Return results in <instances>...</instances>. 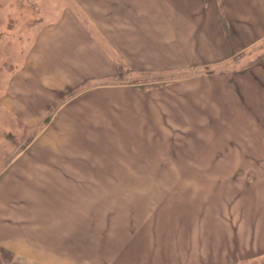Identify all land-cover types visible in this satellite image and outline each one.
Instances as JSON below:
<instances>
[{"label":"rangeland","instance_id":"rangeland-1","mask_svg":"<svg viewBox=\"0 0 264 264\" xmlns=\"http://www.w3.org/2000/svg\"><path fill=\"white\" fill-rule=\"evenodd\" d=\"M41 10L47 11L41 0H0V167L5 154L9 163L21 153V176L0 194L2 215L41 247L43 260L55 254L58 264L128 263L131 251L145 255L146 242L159 252L187 220H202V239L197 232L194 238L209 253V232L212 241H224L208 220L211 210L227 211L241 227L250 211L245 199L264 198V81L258 68L246 70L252 76L230 74L246 69L239 60L246 53L264 56V40L245 53L232 44L233 54L222 61L225 53L213 55L214 34L206 30L198 33L196 49L189 23L173 24L168 33L134 34L133 17L104 11L109 17L97 18L111 25L106 35L112 48L129 55L131 45L134 52L143 46L157 57L165 43L164 50L185 62L160 72L155 65L133 70L121 61L113 78L89 80L45 113L21 111L20 118L2 108V92L44 24ZM245 28L242 36H249ZM27 78L22 73L21 109H38L50 88L33 89ZM235 78H257L262 96L243 86L248 97L238 96ZM100 84L117 86L95 88ZM38 91L45 94L38 98ZM4 201L20 206L4 208ZM7 256L8 264L39 263Z\"/></svg>","mask_w":264,"mask_h":264},{"label":"crops","instance_id":"crops-1","mask_svg":"<svg viewBox=\"0 0 264 264\" xmlns=\"http://www.w3.org/2000/svg\"><path fill=\"white\" fill-rule=\"evenodd\" d=\"M48 1L49 3H45L46 0H41V4L47 11H36L41 19L45 18L44 24L36 33L33 44L23 58V63L19 62L15 72L9 76L2 92V108L20 118L21 111L35 114L45 113L68 90L87 84L89 80L113 78L119 74L117 68L120 69L123 65L134 66V69H132L137 71L141 66L155 65L154 68L163 72L169 70L167 68L169 65L180 66L185 62L184 60L180 61L178 57L172 56L169 51L164 50L167 46L165 43L162 46L163 50L160 52L161 56L157 57L150 53L152 50H146L143 46H140V52H134V47L131 45L132 49L130 48L129 55H126L123 50L117 51L119 48L117 45L112 48L110 42H108L109 36L106 35L112 32L111 25L97 18L102 15L109 17L108 13L104 14V11H110V15L113 17H133L134 34L141 32L151 34L168 33L173 24L176 26V24L189 23V30L193 34L192 41L195 42L196 49H200L198 33L206 30L214 34L210 38V42L215 43L216 47V52L213 55L218 56L222 52L225 53L221 59L222 61L231 57V53L227 48V36L230 37L235 47L237 45L242 48V52L255 45L256 42L264 40V0ZM104 1L112 3L106 5ZM95 10L99 15L95 14ZM202 16L204 17L203 20ZM91 18L94 20L95 25L90 21ZM129 20L132 22V19ZM244 26L246 27L244 31L249 36H242V27ZM135 39L136 36L133 40ZM142 40L144 39L140 41ZM162 41L167 42V39H162ZM219 50H222V52H219ZM245 55L239 60H243L242 66L245 65L246 67L255 58H251L248 53ZM121 61L124 63L123 65ZM46 64H49L48 68L41 69ZM259 64L262 67L258 68L259 71L256 74L260 77V81H264V61ZM57 65L62 67L57 68ZM246 70H232L230 74L244 77L243 73ZM22 73L24 76H28L27 82L33 83L31 86L33 89L47 90V87L50 88L49 99H45L43 105L39 104L38 109H21ZM224 74L225 79L229 82V79H227L228 73ZM245 74L252 76L250 72ZM23 79L25 80V78ZM247 81H239L237 78L232 79L233 91L240 97L247 96L242 92L243 88L241 86H243L253 90L252 96L256 95V90L260 91L258 95L262 96L259 80L249 78ZM106 86L117 85L100 84L95 88L100 89ZM42 95L38 91L36 96L39 98ZM75 102L72 103L75 105ZM262 143H264L263 140ZM3 160L4 165L0 167V194L11 187L9 186L11 182V185L16 182L13 177L21 176V153L15 154L9 163H7L9 160L7 154L4 155ZM252 198H246L244 201L250 211H246V217L248 218L244 220L241 227L232 220L227 211L215 215L214 210H211L210 219L208 218V220H212L217 224L216 231L223 236L224 241L218 238L215 242L212 241L213 235L209 232V253L203 250L201 242H197L194 238V232H197L202 239V220H194V222L187 220V227L178 228L177 234L168 231L172 233L174 241L162 243L163 247L159 248V252L155 253L151 250L149 242H146L144 256L131 251L129 262L123 264H248L252 259L262 258L264 256V198L257 196L255 201H251ZM11 206L19 207L20 203L19 201H4V208ZM1 208L2 203H0ZM237 208L242 212L243 218L244 210L241 207ZM27 240V238L21 237V229L17 228L16 224L9 225L2 212H0V264H8V252H11L20 260L21 257H27L29 261H33V258L37 259L38 264H58L57 260H54L57 255L50 253V259L45 261L42 258L43 251L41 247ZM18 245H21V247ZM4 253H6L7 258Z\"/></svg>","mask_w":264,"mask_h":264},{"label":"trees","instance_id":"trees-1","mask_svg":"<svg viewBox=\"0 0 264 264\" xmlns=\"http://www.w3.org/2000/svg\"><path fill=\"white\" fill-rule=\"evenodd\" d=\"M232 42L230 40V37L227 36V48L229 50L230 53H233V47H232ZM264 61V56H258L255 60H252L247 66H246V69H253V68H259V67H262L260 66V62ZM259 70H257L256 72H258ZM255 72V73H256ZM264 73V72H263ZM263 114H264V111H263ZM264 125V120H263V123ZM262 128V127H261ZM263 129V128H262Z\"/></svg>","mask_w":264,"mask_h":264}]
</instances>
